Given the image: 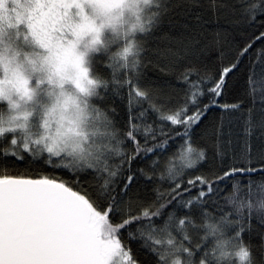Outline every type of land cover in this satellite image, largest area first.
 Listing matches in <instances>:
<instances>
[{"label": "snow or ice", "instance_id": "obj_1", "mask_svg": "<svg viewBox=\"0 0 264 264\" xmlns=\"http://www.w3.org/2000/svg\"><path fill=\"white\" fill-rule=\"evenodd\" d=\"M205 2L217 20L221 14L238 16L234 24L264 28V0ZM203 8L201 0H0V264H138L126 240L142 241L140 247L152 254L154 264H264V235L259 260L242 235L252 231L254 211L264 227V182L258 185L261 195L255 202L252 180L247 181L246 196L240 195L242 181L233 183L231 195H226V182L237 176H264V152L256 159L252 154L257 127L252 109L233 165L185 178L186 170L206 160V151L193 144L194 126L217 104L228 78L256 41L264 39V31L237 46L235 61L220 68L218 79L186 67L177 77L188 88L182 104L173 106L163 89L142 83L149 65L170 74L195 51L218 49L223 61L229 33L209 31L203 11H197ZM98 65L110 73V80ZM257 65L264 69V48L257 51L246 81L253 105L258 100L264 106V72L257 79ZM208 82L212 87L205 89ZM110 84L117 94L120 88L128 89L129 124L122 134L109 116L115 109L97 103L103 102L101 92ZM206 94L211 99L200 107L199 99ZM133 100L147 103L161 125L170 122V131L146 125L141 133L131 115ZM241 103L220 107L235 111ZM191 108L196 110L189 114ZM157 131L164 139L148 147L149 138L157 140ZM176 137L183 143L167 158L160 175L172 186L133 214L124 197L134 176L126 177L119 192L114 186L123 165L130 170L138 156L155 155ZM125 142L132 144L131 153L121 147ZM113 156L121 158L120 164L110 163ZM36 163L64 170L72 180L8 172ZM160 165L159 157L151 162L153 169ZM222 197L233 210H220L217 219L209 205H217ZM174 203L187 213L166 212Z\"/></svg>", "mask_w": 264, "mask_h": 264}, {"label": "trees", "instance_id": "obj_2", "mask_svg": "<svg viewBox=\"0 0 264 264\" xmlns=\"http://www.w3.org/2000/svg\"><path fill=\"white\" fill-rule=\"evenodd\" d=\"M204 3L203 9H197V11H203L204 19L208 21L206 27L209 31L219 30L222 33L227 31L229 33L227 39L229 43L224 46L225 57L221 60L220 51L218 49H209L206 52L195 51L190 54L186 60L182 61L170 74L162 73L158 67L149 65L145 69V78L142 81L144 86L163 89L167 94L172 97V105L182 104L184 102L185 93L188 91L186 85L177 81V77L186 67H195L201 77L205 75L212 77L213 80L218 79V72L221 67L227 66L230 62L235 61L237 46L242 45L245 40L254 35H258L259 32L264 31V28H258L255 25L249 27L245 24H234L233 21L238 20V16L223 15L217 20L210 9L207 8L205 0H201ZM164 29H167L165 24ZM264 48V39L256 41L252 49L241 58V62L236 70L228 78V86L224 90L222 96L217 97V104L212 105L207 112L204 113L201 121L194 126L192 130V141L195 147L202 148L206 151V160L201 162L195 169L186 170L187 178H191L196 175L218 173L221 169L227 170L233 165V156L239 157L241 147L245 141V120L249 109H252V117L254 123L257 125L255 131L251 137L253 159H256L261 152H264V127H260L261 122H264V106L259 101L253 105L251 98L246 94L247 92V76L250 64L255 62L256 53L259 49ZM104 63H107L105 59ZM98 71L104 75L106 79H111L110 73L107 72L102 65H98ZM264 72L259 65L256 67L257 79ZM193 81L197 79L195 75L191 77ZM205 89L212 87V83L208 82L203 85ZM101 95L105 97L103 102H99L98 106L105 109H115L114 112L109 111L110 119L113 121L118 133H124L128 130L129 124V97L127 87L117 90L114 85H109V89L106 92H101ZM259 95V93H258ZM211 99L210 95H204L199 99V106L208 104ZM241 103L239 110L225 111L220 105ZM148 109L147 103L141 105L135 100L132 102L131 115L136 117L134 123L140 126L141 133L146 125H151L157 130L163 126L165 131H170V122H165L161 125L157 115L150 109L145 111V115L140 117L139 113ZM195 108L190 109V113L195 111ZM222 125V126H221ZM175 131H182L181 128L173 126ZM174 135V131L172 132ZM118 139H123L122 135H118ZM137 138L140 144L144 145V137L142 134H137ZM164 137L159 136L157 131V140L153 142L151 138L148 141V147H152L154 143H160ZM183 143V140L176 137L174 140L169 139V143L165 149H156V154L148 153L146 156L141 154L134 161H132L130 170L129 165L124 164L121 174L115 180V187L119 192L123 188V184L126 182L128 175H133L134 180L128 189V195L124 197L125 201L131 202V211L136 214L141 207H146L149 204L157 201V192H167L172 186V182L165 177L161 180L160 175L163 172V165L167 162V158L173 156L177 152L179 145ZM224 153L223 159L217 155L218 147ZM121 147L125 152L131 153L132 144L125 142ZM157 157L161 160V165L156 169L151 167V162ZM121 158L113 156L110 163L115 166L120 164ZM139 169L144 170L142 174ZM10 174L26 173L29 175H54L63 180H72V176L64 170H53L52 168L44 166L42 163H36L32 166L17 165L15 169H9ZM151 175L152 179H148L147 176ZM90 178V177H88ZM252 180L253 193L255 194L252 199L255 202L260 198L261 192L258 185L264 182V176L250 175V176H237L234 180L227 183V193L230 196L232 193L231 185L236 181H242V191L240 195L246 196L247 193V181ZM223 188L224 185H221ZM196 194V190L193 189L192 195ZM188 198L187 194L184 197ZM215 199V198H214ZM164 202V201H160ZM219 209V210H218ZM220 210L232 211L231 205H228L224 198H220L217 205H209V211L216 213L217 219H219ZM187 209H182L178 204H173L166 209V212H176L178 215L183 216L187 213ZM245 215L247 212L245 211ZM166 218V216L164 217ZM119 221L120 217L115 218ZM199 220V217L197 218ZM232 219H235L233 215ZM257 214L253 212L252 231L244 232L243 240L245 244H250L253 248V253L259 260L261 257L260 244L261 236L264 235V227H261L257 222ZM162 222V220H158ZM138 225H132L131 229L135 231ZM232 232L229 230V235ZM140 240H126L128 246L132 249V253L136 258L138 264H154V257L145 248L140 247ZM212 246V239L209 238V247Z\"/></svg>", "mask_w": 264, "mask_h": 264}, {"label": "rangeland", "instance_id": "obj_3", "mask_svg": "<svg viewBox=\"0 0 264 264\" xmlns=\"http://www.w3.org/2000/svg\"><path fill=\"white\" fill-rule=\"evenodd\" d=\"M3 75V72H2V69H0V77H2Z\"/></svg>", "mask_w": 264, "mask_h": 264}, {"label": "clouds", "instance_id": "obj_4", "mask_svg": "<svg viewBox=\"0 0 264 264\" xmlns=\"http://www.w3.org/2000/svg\"><path fill=\"white\" fill-rule=\"evenodd\" d=\"M238 259V258H237Z\"/></svg>", "mask_w": 264, "mask_h": 264}]
</instances>
